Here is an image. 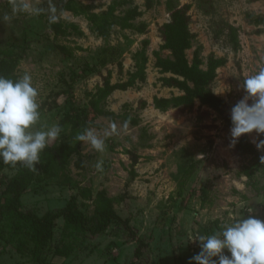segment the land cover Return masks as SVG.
<instances>
[{"label": "rangeland", "instance_id": "374dc122", "mask_svg": "<svg viewBox=\"0 0 264 264\" xmlns=\"http://www.w3.org/2000/svg\"><path fill=\"white\" fill-rule=\"evenodd\" d=\"M78 1L101 13L112 0ZM145 1L132 0L121 8L139 7L143 14L134 22L145 24L144 33L115 26L102 38L91 31L85 16L62 10L63 0H0V48L14 52L17 73L20 77L30 74L38 89L41 118L35 130L58 124L72 106L89 108L93 93L109 72L111 83L126 81L128 72L135 70L137 51L144 48L148 57L146 80L109 95L102 104L107 114L89 129L104 139V150L82 142L80 155L73 156L66 168L55 166L53 176L28 186L21 206L25 212L42 216L62 209L76 195L79 208L90 215L93 202L83 198L80 190L88 188L93 195L106 190L118 199L116 212L130 218L135 237L121 224L111 225L97 237H70L58 219L49 250L72 240V252L60 263L52 262V257L43 264H189L200 251L199 242L193 241L199 235L213 234L244 216L264 220V175L256 173V185L240 175L248 157L236 154L226 118L245 95L244 79L264 67V27L246 22V14L264 16V0H175L191 5L190 29L195 38L187 50L188 59L199 46L203 68L211 53L226 59L211 85L225 101L224 115L199 100L191 111L154 108V96L181 92L162 86L159 78L167 74L155 66V51L163 57L170 54L160 50L159 27L170 16L167 0H153L151 8H146ZM50 20L62 23L67 34L56 36L49 28ZM229 25L237 30V51L230 41ZM247 135L257 149L264 148L257 147L264 135ZM127 151L139 156L134 165ZM78 159L82 167L76 165ZM190 164L191 175L179 196V182ZM131 170L137 174L133 179ZM15 172L5 168L0 181ZM2 189L0 184V203L5 201ZM203 192L206 202L201 205ZM0 225L5 234L0 238V264H29L28 257L15 250L18 241L9 237L8 226ZM140 241L141 255L136 256ZM225 254L230 255L227 250Z\"/></svg>", "mask_w": 264, "mask_h": 264}, {"label": "trees", "instance_id": "16d2710c", "mask_svg": "<svg viewBox=\"0 0 264 264\" xmlns=\"http://www.w3.org/2000/svg\"><path fill=\"white\" fill-rule=\"evenodd\" d=\"M132 0H112L107 9L101 13L92 12L90 6L79 2L78 0H63L60 8L72 12L74 15H83L90 22V29L97 36L107 38L113 27L121 29H131L138 33L145 32V24H136L134 21L141 16L143 12L134 5L125 10L121 8L131 3ZM153 0H146V8H151ZM170 9L169 20L159 27L162 43L160 50H168L169 56L163 57L159 51H155V66L159 73L167 74L159 79L162 86L176 88L181 94L170 97H153V106L160 111H167L169 108L178 109L182 112L191 111L194 108L196 100L201 104L207 105L216 113L224 115L226 112L225 101L215 95L212 90V83L217 76V69L226 63L224 57H216L213 53L208 56L206 68H203V60L200 56V46L193 52L191 60L188 59L187 50L192 47L195 34L190 29L191 15L189 3L180 5L175 0H167ZM246 22L249 24L263 25L264 16H255L246 14ZM49 28L58 35H66V27L62 23L54 20L49 21ZM230 41L233 50L237 51L239 40L235 27L229 25ZM146 44L147 42L144 41ZM0 54V75L11 78H20L17 73L18 59L14 56L12 50L1 49ZM135 70L128 72L126 81L111 83L110 72L104 78L103 83L97 86L90 100V107L72 106L67 110L58 124L62 126L60 137L51 141L45 150L41 153V161L38 171H30L27 168L17 165L11 167L0 161V171L5 168L16 169L11 177L0 181L3 186L2 194L5 201L0 203V224L4 222L9 228V237L17 239L18 243L15 250L21 255L28 257L29 264H43L47 259L60 255L69 257L72 252L73 243L71 241L62 242L56 245L54 250H49V243L52 239L54 228L58 219H62L66 234L70 237H97L105 233L113 224H121L129 233L133 234V228L130 224V218L120 216L114 203L117 198L107 195L106 190H100L95 195L88 188H82L80 195L92 200L93 211L90 215L84 213L78 205V196L72 195L70 201L65 207L58 210L47 211L42 216L34 212H25L21 209L22 196L27 191L32 182L43 181L46 177L54 175V167L66 168L73 156L80 155L81 144L75 139L78 133H83L91 127H96L95 120L107 112L103 107L106 98L116 90L125 91L134 87L138 82L146 80V63L148 57L144 48L134 54ZM145 106L146 102H142ZM227 122L232 126L230 114L226 116ZM133 125L137 124L136 119L129 120ZM236 154L240 157H248V162L243 165L240 175L247 177L256 185L254 177L257 172L264 175V163L261 162V156H264V148L257 149L251 142L247 134H243L235 144ZM130 154L132 165L137 163L139 156L134 151H127ZM78 167L83 163L79 159L76 162ZM193 164H190L184 171L180 189L177 195L181 196L182 187L186 178L190 177ZM135 170H131V179L136 176ZM125 195H121L123 199ZM206 202V193L203 192L201 205ZM5 234L0 225V238ZM135 235L133 234V238ZM143 242L135 250V255H141Z\"/></svg>", "mask_w": 264, "mask_h": 264}, {"label": "clouds", "instance_id": "9594fccd", "mask_svg": "<svg viewBox=\"0 0 264 264\" xmlns=\"http://www.w3.org/2000/svg\"><path fill=\"white\" fill-rule=\"evenodd\" d=\"M243 89L245 95L230 110L233 147L243 134L264 135V67L244 79ZM40 118L38 89L32 76L25 73L14 80L0 75V161L11 167L19 164L38 171L41 153L63 131L59 124L35 130ZM75 139L89 143L96 151L104 150V139L91 130L78 133ZM257 147H264V139L258 140ZM261 162L264 163V156ZM101 167L100 163L96 165L97 170ZM193 241L199 242L200 251L189 259V264H264V220L253 216L236 219Z\"/></svg>", "mask_w": 264, "mask_h": 264}, {"label": "crops", "instance_id": "0c3cea01", "mask_svg": "<svg viewBox=\"0 0 264 264\" xmlns=\"http://www.w3.org/2000/svg\"><path fill=\"white\" fill-rule=\"evenodd\" d=\"M68 257H64V256H60V255H55L53 258H52V262L54 263H60V261H64L65 259H67Z\"/></svg>", "mask_w": 264, "mask_h": 264}]
</instances>
